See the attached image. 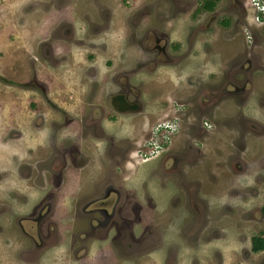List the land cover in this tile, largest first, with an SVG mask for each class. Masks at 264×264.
<instances>
[{
  "label": "rangeland",
  "instance_id": "obj_1",
  "mask_svg": "<svg viewBox=\"0 0 264 264\" xmlns=\"http://www.w3.org/2000/svg\"><path fill=\"white\" fill-rule=\"evenodd\" d=\"M13 1L0 264H264V0Z\"/></svg>",
  "mask_w": 264,
  "mask_h": 264
},
{
  "label": "flooded vegetation",
  "instance_id": "obj_2",
  "mask_svg": "<svg viewBox=\"0 0 264 264\" xmlns=\"http://www.w3.org/2000/svg\"><path fill=\"white\" fill-rule=\"evenodd\" d=\"M206 0H200L199 1V9L200 10H205L206 12L207 11H210L209 9L205 8L203 5L205 3ZM122 89L120 90H117L116 92H114L113 94H110L109 96V104L112 106L111 109L112 111L116 112V113H119L120 115H127V114H130V113H134L135 111V106L136 104L135 103H129V100L127 99V96H128V90H129V87L126 86L125 83L122 82ZM126 88V89H125ZM110 109V110H111ZM177 117V115H176ZM178 118V117H177ZM158 118H156L155 120H157ZM167 122H175L174 119L172 117L170 118H164L163 121H161L160 124H157L155 126V129H154V133H153V141L151 140L152 138L149 136L147 139L150 140V143H153L155 142L154 146L153 147H160L163 143H165V139H167L168 137H170V131H168L170 125L167 124ZM178 123V121H176ZM173 125V123L171 124ZM161 131V132H160ZM147 142V141H146ZM149 143V142H148ZM166 144V143H165ZM164 146V145H163ZM119 156H121L120 153H118ZM108 168V166H107ZM105 184V183H104ZM103 185V184H102ZM159 189L162 190V188L160 186H162V182L159 183ZM111 222L108 220V219H97V222L93 224V233L96 235L98 234V232H100L102 229L104 228H107L109 226ZM111 227V226H109ZM97 228V229H95ZM99 229V230H98ZM124 229L126 230H129L128 229V226H125ZM86 235V234H85ZM88 235H92V233L90 234H87V237ZM107 236V234H106ZM98 239H101V238H105V236H102V235H96L94 236ZM82 240V239H81ZM156 240L157 238L155 239V241L152 243V246H155L156 245ZM250 240H251V237H250ZM83 241V240H82ZM122 244H124L125 246V251L126 252H131L133 249H140L141 247H145L143 246L144 243H142L141 241L139 242H135L134 243V246L132 248L131 246V242H128L124 239V241L122 242ZM132 248V249H131ZM79 249L82 250V249H85V252L88 251V246L85 244H82V242L79 244ZM123 250V249H122ZM171 250H173V252L170 253V256L173 255V253L176 251V247H171ZM172 254V255H171ZM85 255H82V258L84 257ZM89 261V260H88ZM89 264V263H88Z\"/></svg>",
  "mask_w": 264,
  "mask_h": 264
},
{
  "label": "crops",
  "instance_id": "obj_3",
  "mask_svg": "<svg viewBox=\"0 0 264 264\" xmlns=\"http://www.w3.org/2000/svg\"><path fill=\"white\" fill-rule=\"evenodd\" d=\"M3 1L4 0H0V5L5 3V6H4L2 12L0 13V31H2V34L3 33L4 34L11 33L14 35L19 30V29H16V28H19V26H18V24H14V26H13V25H10L9 23H7L6 19H5V15L7 13L10 14V12L11 13L13 12V8L17 2L13 1V0H5L6 2H3ZM13 108L14 107H12V110H13Z\"/></svg>",
  "mask_w": 264,
  "mask_h": 264
},
{
  "label": "trees",
  "instance_id": "obj_4",
  "mask_svg": "<svg viewBox=\"0 0 264 264\" xmlns=\"http://www.w3.org/2000/svg\"><path fill=\"white\" fill-rule=\"evenodd\" d=\"M214 2H215V0H206L203 6L207 9L211 10L214 6ZM263 209H264V206H263ZM250 243H251L250 250L252 252H254L256 250L264 249V237H262V236L253 235L251 237Z\"/></svg>",
  "mask_w": 264,
  "mask_h": 264
},
{
  "label": "built area",
  "instance_id": "obj_5",
  "mask_svg": "<svg viewBox=\"0 0 264 264\" xmlns=\"http://www.w3.org/2000/svg\"><path fill=\"white\" fill-rule=\"evenodd\" d=\"M256 4V3H255ZM257 5V4H256ZM260 9H262V8H260Z\"/></svg>",
  "mask_w": 264,
  "mask_h": 264
}]
</instances>
